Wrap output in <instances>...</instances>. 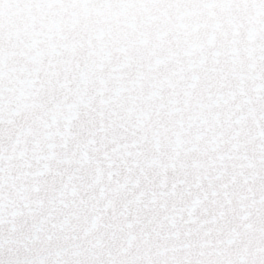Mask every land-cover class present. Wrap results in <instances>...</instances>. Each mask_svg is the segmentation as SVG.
<instances>
[{
    "label": "snow or ice",
    "instance_id": "obj_1",
    "mask_svg": "<svg viewBox=\"0 0 264 264\" xmlns=\"http://www.w3.org/2000/svg\"><path fill=\"white\" fill-rule=\"evenodd\" d=\"M0 264H264V0H0Z\"/></svg>",
    "mask_w": 264,
    "mask_h": 264
}]
</instances>
